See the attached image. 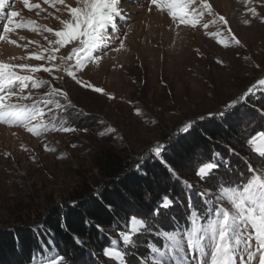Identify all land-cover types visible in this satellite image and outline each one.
<instances>
[{
    "label": "rangeland",
    "instance_id": "374dc122",
    "mask_svg": "<svg viewBox=\"0 0 264 264\" xmlns=\"http://www.w3.org/2000/svg\"><path fill=\"white\" fill-rule=\"evenodd\" d=\"M208 2L215 15L205 14L193 28L173 20L166 8L161 10L149 0H122L127 20L120 22V35L112 33V38L123 39L124 47L113 44L120 50L107 51L99 63L86 62L85 68L76 73L78 80L102 88L109 95L77 83L65 71L67 65L52 73L41 70L34 74L68 94L72 107L66 113L54 110L56 119L53 123L60 121L77 130H49L36 136L19 125L0 123V229H12L20 220L30 222L31 227L41 224L37 222L39 217H43L48 208L67 200L71 191L84 181L97 189L100 176L92 162L99 150L111 147L120 151L130 163L131 171L157 142L175 138L174 133L182 122L223 110L228 101L239 98L248 87L264 78V22L260 16L252 17L248 12L249 8L255 7L264 16V0ZM65 4L76 7L77 0H65ZM185 7L190 10L197 5L186 3ZM13 11L18 13L12 18L13 24L23 26L8 33L0 27V35L6 37L0 40V61L47 67L45 60H36L29 54L40 53L49 47L44 37L49 40L54 37L41 26L61 28L60 21L69 19L64 5L53 6L45 0H28L27 4L25 0H6L5 11L0 13V25L6 22L5 15ZM219 16L225 17L228 24L221 22ZM245 20L250 23L245 24ZM28 21L34 23L29 26ZM205 23L208 24L206 29ZM209 33H218V38ZM233 35L239 39V45ZM218 39L224 44L218 43ZM10 40L16 43L12 44ZM65 54L66 50L61 49L57 55ZM48 90L47 85L33 89L29 82L24 94L31 92L37 98ZM22 102L31 103L30 100ZM262 111L264 88L258 87L238 105L236 115L231 118L239 131L238 141L217 140L219 150L201 152L192 166L176 173L179 179L175 178L174 186L178 194L169 197L173 200L172 207L161 209L159 216L154 215L153 210L133 214L147 219L148 229L134 237L135 247L125 249L129 254L126 257L128 264H142V261L153 264L148 246L153 228L183 223V228L172 230L183 233L192 226L193 217L200 224L207 223L211 205L206 204L198 193L204 190L218 193L221 184L229 181L233 185L245 183L252 174L264 172V158L246 143L250 135L264 130ZM47 119L45 117V121ZM153 120L156 123H152ZM109 127L116 131L107 133ZM101 132L106 134L101 136ZM229 148L234 151L229 152ZM214 153L220 155L214 156ZM213 160L220 167L211 177L202 180L196 174L197 168ZM182 182L192 185L191 189ZM209 182L217 186L211 187ZM199 209L207 214L204 221L197 218ZM127 223L128 220L120 228L106 229L107 245L100 250L90 249L91 261L78 264H116L103 255V250L105 247L125 248L119 233L127 230ZM153 237L157 238L163 251L168 243L164 235ZM180 238L184 239L183 235ZM135 249L143 250L144 255L139 257ZM184 249L188 254L186 242ZM189 262L196 264L191 255ZM65 264H68L67 260Z\"/></svg>",
    "mask_w": 264,
    "mask_h": 264
},
{
    "label": "snow or ice",
    "instance_id": "6c2138e0",
    "mask_svg": "<svg viewBox=\"0 0 264 264\" xmlns=\"http://www.w3.org/2000/svg\"><path fill=\"white\" fill-rule=\"evenodd\" d=\"M5 2L6 0H0V13L5 11ZM247 2L248 0H245V3ZM27 3L28 0H25V4ZM45 3L53 6L57 3L64 5V9L69 14V19L60 21L62 27L59 29L41 26L44 31L52 33L54 39L49 40L45 36L44 39L49 47L44 48L40 53L29 54L31 58L36 60H45L48 66L0 61V123L19 125L36 136L49 130L74 132L77 129L60 121L53 123V120L56 119L54 110L66 113L67 109L72 107V102L68 98V94L61 88L52 86L48 80L38 79L34 74L41 70L45 73H52L54 69L58 70L67 65L65 71L77 83L91 87L97 93L109 95L102 88L78 80L76 73L85 68L86 62L99 63L107 51H119L120 48L124 47L123 39L113 40L112 33L119 36L120 22L127 20L125 10L121 6L122 0H77L76 7L65 4V0H45ZM149 3L161 8V10L166 8L168 15L173 20H178L180 24L190 25L193 28L197 26L205 14L215 15L208 0H184V2H179V0H149ZM186 3H195L197 7L186 10ZM35 7H39V5H35ZM56 11L59 12L60 9H56ZM248 12L251 13L252 17L260 16L264 22V16H261L255 7L249 8ZM17 15L18 13L15 11L5 15L6 22L0 25L4 33L23 26L22 24H13L12 18ZM218 19L225 25L228 24L225 17L219 16ZM27 23L31 26L34 22L28 21ZM244 23L248 24L250 21L245 20ZM203 27L208 28V24L205 23ZM123 35L126 36V33ZM209 35L218 38L219 34L209 33ZM5 38L4 35H0V40ZM233 40L237 45L240 44L239 39L234 35ZM9 42L16 43L15 40ZM117 43L120 48L113 47V44ZM218 43L224 44V41L218 39ZM224 46L227 47V45ZM24 47L27 48L28 45L25 44ZM61 49H65L66 54L58 56L57 54ZM57 60L60 61L59 64L55 63ZM217 62L222 63L219 60ZM69 68L73 70L68 71ZM29 82L33 89L47 85L49 90L37 98H34L31 92L24 94V90L29 88ZM258 87L264 88V78L248 87L239 98L228 101L223 110L216 113L209 112L206 116L182 122L174 133L175 138L170 137L166 142H157L148 154L140 158L141 163L135 166V170L139 171L147 160L155 159L176 179H179L166 159L169 148L174 150L175 144L179 142L178 138L191 134L199 121L209 119L215 123L219 119L221 122H226L234 117L238 105L248 99ZM14 97L15 100H13ZM29 100L31 101L30 104L22 102ZM136 112L138 115L141 114L139 108L136 109ZM261 116L264 117V111L261 112ZM45 117H48L47 121H45ZM152 123H156V121L153 120ZM115 131L111 127L107 129V133H114ZM105 134V132L100 133L101 136ZM246 143L252 151L264 158V130L250 135ZM45 150H48L47 146H45ZM228 151L233 152L234 150L229 148ZM213 155L219 156L220 154L214 153ZM219 167L220 164L215 160L202 163L197 168L196 174L204 180L211 177ZM182 183L191 189L192 185L187 182ZM96 195H101L99 189ZM198 195L205 199L206 204L211 205L208 209L209 219L207 223L200 224L193 217L191 219L192 226L187 231L164 233L168 243L163 251L149 242L148 246L152 253L150 259H152L153 264H190L189 255L196 261V264H237L238 260L239 264H251L252 261H256L257 264H264V172L252 174L245 183L233 185L229 181L226 184H221L218 193L204 190ZM172 205L173 200L165 195L153 210V214L159 216L161 209H169ZM106 207L111 209V205H106ZM147 229V219L135 215L131 216L128 219L127 230L119 233L120 242L125 248L105 247L103 255L114 260L116 264H128L126 257L129 254L125 249L135 247L134 237ZM181 235L184 239L180 238ZM74 240L77 244L83 243L79 237L74 236ZM185 242L188 254L185 253ZM50 251L51 255L44 254L41 264H65L66 260L68 264H71L66 253L61 255L56 250L50 249ZM142 264H147V261H142Z\"/></svg>",
    "mask_w": 264,
    "mask_h": 264
},
{
    "label": "trees",
    "instance_id": "16d2710c",
    "mask_svg": "<svg viewBox=\"0 0 264 264\" xmlns=\"http://www.w3.org/2000/svg\"><path fill=\"white\" fill-rule=\"evenodd\" d=\"M238 135L231 118L226 122L217 119L215 123L205 119L196 124L191 134L178 138L166 159L175 173L182 172L193 165L201 152L219 150L217 140L234 143ZM92 163L100 176L97 189L84 181L71 191L67 200L48 208L37 220L41 224L31 227L30 222L20 220L12 229H0V264L39 263L44 254L51 255L50 249L61 255L66 253L71 264L91 261L89 250H100L108 243L106 229L120 228L135 212L152 211L163 196L178 194L175 177L155 159L143 163L139 171L135 168L129 171L130 163L122 153L105 147L94 154ZM209 185L217 186L214 182ZM98 189L100 196L96 195ZM106 205H111V209ZM197 213L201 221L207 218L201 209ZM179 227L183 228V223L153 228L148 241L161 248L153 236H163ZM74 236L83 243L77 244ZM135 251L139 257L144 255L141 249Z\"/></svg>",
    "mask_w": 264,
    "mask_h": 264
}]
</instances>
